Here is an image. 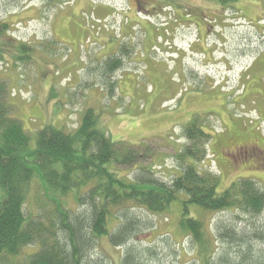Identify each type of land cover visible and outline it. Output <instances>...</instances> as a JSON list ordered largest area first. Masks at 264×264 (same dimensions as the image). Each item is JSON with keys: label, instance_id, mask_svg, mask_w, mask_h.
Here are the masks:
<instances>
[{"label": "rangeland", "instance_id": "rangeland-1", "mask_svg": "<svg viewBox=\"0 0 264 264\" xmlns=\"http://www.w3.org/2000/svg\"><path fill=\"white\" fill-rule=\"evenodd\" d=\"M0 18L35 51L27 60L9 54L14 63L2 64L0 74L14 88L16 115L29 133L47 123L75 131L93 109L112 140L150 149L144 165L169 182L180 173L184 126L196 119L212 135L202 165L220 176L219 191L243 173L228 167L229 148L264 135V0H0ZM112 57L121 64L106 73ZM138 167L117 171L136 176ZM182 199L157 215L131 209L128 218L138 222L127 244L104 237L94 253L104 264H120L129 249L143 264H200L179 224ZM30 201L41 202L38 191ZM187 211L205 220L215 264H239L247 247L249 259L264 254L255 237L264 233V210Z\"/></svg>", "mask_w": 264, "mask_h": 264}, {"label": "trees", "instance_id": "trees-1", "mask_svg": "<svg viewBox=\"0 0 264 264\" xmlns=\"http://www.w3.org/2000/svg\"><path fill=\"white\" fill-rule=\"evenodd\" d=\"M216 1L226 5L237 0ZM12 27L0 18V74L2 64L14 63L9 54L27 60L35 52L11 35ZM120 64L119 58H109L105 72ZM13 90L0 75V264H104L94 251L104 237L116 247L127 244L138 222L128 218L131 209L161 214L181 195L180 227L195 242L200 264H215L209 252L212 234L205 220L189 215L188 206L252 215L264 210V189L254 179L239 178L219 191L220 176L203 170L212 135L196 119L184 126L188 142L176 155L180 173L167 182L144 165L150 149L112 140L98 127L93 109L84 110L75 131L47 123L29 133L16 115ZM137 166L136 176L117 171ZM32 191L41 196L37 206L28 202ZM255 237L264 242V233ZM25 248L30 254H23ZM243 251L241 264H264L263 251L252 259L251 249ZM140 259L129 249L120 264H143Z\"/></svg>", "mask_w": 264, "mask_h": 264}, {"label": "flooded vegetation", "instance_id": "flooded-vegetation-1", "mask_svg": "<svg viewBox=\"0 0 264 264\" xmlns=\"http://www.w3.org/2000/svg\"><path fill=\"white\" fill-rule=\"evenodd\" d=\"M259 135V137L250 136L248 140L230 147L227 159L230 161L229 168L243 172L236 177V180L250 178L262 186L261 181H264V135ZM251 173L256 176H251Z\"/></svg>", "mask_w": 264, "mask_h": 264}, {"label": "bare ground", "instance_id": "bare-ground-1", "mask_svg": "<svg viewBox=\"0 0 264 264\" xmlns=\"http://www.w3.org/2000/svg\"><path fill=\"white\" fill-rule=\"evenodd\" d=\"M92 104V103H91ZM94 106V105H93ZM174 248V247H173Z\"/></svg>", "mask_w": 264, "mask_h": 264}]
</instances>
